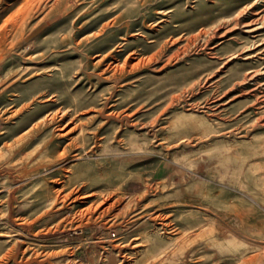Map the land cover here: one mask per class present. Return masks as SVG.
<instances>
[{"label":"rangeland","instance_id":"obj_1","mask_svg":"<svg viewBox=\"0 0 264 264\" xmlns=\"http://www.w3.org/2000/svg\"><path fill=\"white\" fill-rule=\"evenodd\" d=\"M0 264H264V0H0Z\"/></svg>","mask_w":264,"mask_h":264},{"label":"crops","instance_id":"obj_2","mask_svg":"<svg viewBox=\"0 0 264 264\" xmlns=\"http://www.w3.org/2000/svg\"><path fill=\"white\" fill-rule=\"evenodd\" d=\"M139 185H141V184H133V185H130V186H128V192H131V193H134L135 192V190H134V188L133 187H135V189L136 188H139L140 186Z\"/></svg>","mask_w":264,"mask_h":264},{"label":"bare ground","instance_id":"obj_3","mask_svg":"<svg viewBox=\"0 0 264 264\" xmlns=\"http://www.w3.org/2000/svg\"><path fill=\"white\" fill-rule=\"evenodd\" d=\"M255 30V28L254 29H251V30H249V32H253Z\"/></svg>","mask_w":264,"mask_h":264}]
</instances>
